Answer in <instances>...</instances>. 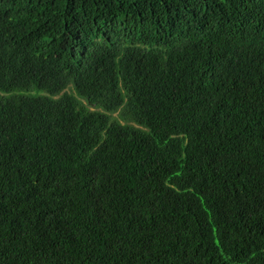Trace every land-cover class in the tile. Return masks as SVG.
I'll return each instance as SVG.
<instances>
[{"label":"trees","instance_id":"obj_1","mask_svg":"<svg viewBox=\"0 0 264 264\" xmlns=\"http://www.w3.org/2000/svg\"><path fill=\"white\" fill-rule=\"evenodd\" d=\"M0 264H264V0H0Z\"/></svg>","mask_w":264,"mask_h":264}]
</instances>
